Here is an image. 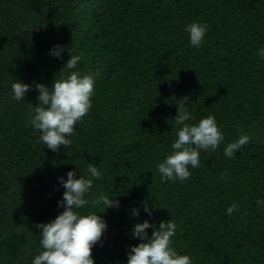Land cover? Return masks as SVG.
<instances>
[{"label": "trees", "instance_id": "obj_1", "mask_svg": "<svg viewBox=\"0 0 264 264\" xmlns=\"http://www.w3.org/2000/svg\"><path fill=\"white\" fill-rule=\"evenodd\" d=\"M194 22L206 25L199 48L186 31ZM56 46L62 58L50 54ZM261 49L264 0H0V264H32L43 250L36 225L64 211L60 178L69 171L89 178V164L102 175L85 199L119 200L118 208L74 209L107 223L95 264H128L141 243L134 226L171 219V247L191 264H264ZM69 50L81 57L71 70L63 69ZM72 71L93 77L92 107L71 145L54 152L29 112L39 106L36 84L51 87ZM18 81L31 86L19 101L11 87ZM184 97L186 123L212 115L224 140L215 151L199 150L189 179L162 182L158 164L174 152ZM242 134L249 142L226 157Z\"/></svg>", "mask_w": 264, "mask_h": 264}, {"label": "clouds", "instance_id": "obj_2", "mask_svg": "<svg viewBox=\"0 0 264 264\" xmlns=\"http://www.w3.org/2000/svg\"><path fill=\"white\" fill-rule=\"evenodd\" d=\"M186 31L190 34V42L193 47L199 48L206 32V25L191 23ZM64 47L56 46L51 50V55L62 58ZM70 51V50H69ZM264 58V49L259 51ZM80 56L71 54L63 69H75ZM62 69V70H63ZM13 99L19 101L25 98L31 86L23 82L12 84ZM39 91L37 97L39 106L29 112L30 123L41 133L39 139L52 151H59L60 146L68 147L72 141L70 137L74 133L75 125L92 107L91 97L94 93V79L91 75L81 77L80 73L72 71L67 77L55 79L51 87L44 84H36ZM189 97H184L178 104V114L174 118L178 126L177 139L171 145L174 152L158 164V171L162 176V182L171 180H187L191 176L189 165L193 168L200 166V149L215 151L224 140V134L219 129L215 117L209 115L201 119L197 124H189L192 117L185 105ZM250 140L247 134H242L232 143H229L224 154L232 158L234 154ZM89 178L81 175L76 178L75 171L67 173V180L60 178L65 189L63 199L59 206L64 208L54 220L49 223L36 225L41 231V245L43 250L37 255L32 264H95L92 251L93 247L101 242L107 223L100 214L92 213L80 215L74 209H80L89 203L93 207L104 205L106 210L111 207H119V200L109 198L101 194L89 201L85 199L86 193L93 187V179L101 177V172L95 165L89 164ZM227 179V177H223ZM259 203L264 204V201ZM237 209L233 204L227 212L231 214ZM105 210V211H106ZM145 212L152 214V208L145 205ZM139 210H134L133 215L139 216ZM152 228L149 236L147 229ZM176 232V224L171 219L160 222L159 227L145 220L137 223L133 229V236L141 241L132 246L128 252V264H191L188 255H179L171 247V238Z\"/></svg>", "mask_w": 264, "mask_h": 264}]
</instances>
